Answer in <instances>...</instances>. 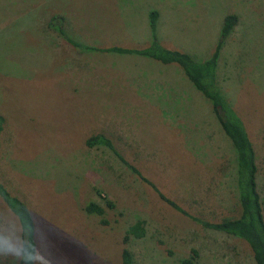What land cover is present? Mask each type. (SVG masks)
I'll return each mask as SVG.
<instances>
[{"label": "rangeland", "instance_id": "obj_1", "mask_svg": "<svg viewBox=\"0 0 264 264\" xmlns=\"http://www.w3.org/2000/svg\"><path fill=\"white\" fill-rule=\"evenodd\" d=\"M159 43L205 59L223 17L216 82L255 153L264 216V0H0V182L37 218L51 243L45 264H254L242 240L206 229L163 202L208 221L237 217L234 152L210 103L174 64L134 54L79 52L49 25L58 16L72 40L142 47L147 12ZM112 203V207L105 204ZM95 202L103 215L87 214ZM0 200V223L14 225ZM100 218L105 223L100 222ZM142 237L122 238L135 220ZM0 264H15L0 257Z\"/></svg>", "mask_w": 264, "mask_h": 264}, {"label": "trees", "instance_id": "obj_2", "mask_svg": "<svg viewBox=\"0 0 264 264\" xmlns=\"http://www.w3.org/2000/svg\"><path fill=\"white\" fill-rule=\"evenodd\" d=\"M60 19L61 18L58 16H51L49 25L53 26L54 29L77 51L134 54L159 61L163 64L174 63L180 68L183 75L190 81L192 86L208 100L221 130L229 139L234 152L235 186L239 206V214L237 217L208 221L191 215L176 204V202L164 196L152 182L143 177L136 168L126 162L113 148L107 137L101 134H94L86 138L85 144L89 147L103 145L110 148L134 174L149 184L156 192L157 196L168 206L203 228L232 235L242 240L247 244L254 264H264V216L260 196L257 191L255 153L241 119L228 103L216 82V66L219 50L224 38L231 32L235 25L236 16L234 14H226L223 17L214 48L210 55L203 60L195 59L188 53L178 49L166 48L159 43L155 33L157 12L154 9H150L147 12L150 40L147 45L142 47H122L117 45L94 47L80 43L72 40L65 34L60 26ZM1 123L2 117L0 116V131ZM5 198L10 202L28 208L19 197L9 192L0 182V200L4 205ZM105 204L112 207V203L108 200H105ZM83 209L87 214H95L98 216H102L104 212L102 206L92 201L87 202ZM100 222L105 223V220L100 218ZM144 232V221L142 219H137L127 227L122 240L126 242L129 236L134 238L142 237ZM196 257V249L190 248L189 256L181 259L180 264H196ZM120 262L121 264H132L131 254L126 248L121 249Z\"/></svg>", "mask_w": 264, "mask_h": 264}, {"label": "clouds", "instance_id": "obj_3", "mask_svg": "<svg viewBox=\"0 0 264 264\" xmlns=\"http://www.w3.org/2000/svg\"><path fill=\"white\" fill-rule=\"evenodd\" d=\"M2 210L11 213L16 223H0V257H10L15 264H45L51 243L42 230H37V218L30 209L5 198Z\"/></svg>", "mask_w": 264, "mask_h": 264}, {"label": "crops", "instance_id": "obj_4", "mask_svg": "<svg viewBox=\"0 0 264 264\" xmlns=\"http://www.w3.org/2000/svg\"><path fill=\"white\" fill-rule=\"evenodd\" d=\"M185 52V51H184ZM187 53V52H186Z\"/></svg>", "mask_w": 264, "mask_h": 264}]
</instances>
